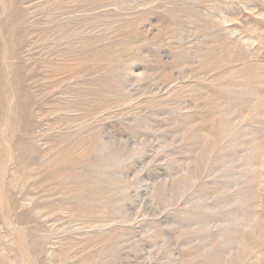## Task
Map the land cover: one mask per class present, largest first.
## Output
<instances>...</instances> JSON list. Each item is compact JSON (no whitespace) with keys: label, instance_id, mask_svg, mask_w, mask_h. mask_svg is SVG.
Masks as SVG:
<instances>
[{"label":"rangeland","instance_id":"rangeland-1","mask_svg":"<svg viewBox=\"0 0 264 264\" xmlns=\"http://www.w3.org/2000/svg\"><path fill=\"white\" fill-rule=\"evenodd\" d=\"M0 264H264V0H0Z\"/></svg>","mask_w":264,"mask_h":264}]
</instances>
